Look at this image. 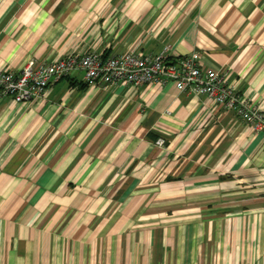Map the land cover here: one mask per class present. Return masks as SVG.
Instances as JSON below:
<instances>
[{
	"label": "crops",
	"instance_id": "1",
	"mask_svg": "<svg viewBox=\"0 0 264 264\" xmlns=\"http://www.w3.org/2000/svg\"><path fill=\"white\" fill-rule=\"evenodd\" d=\"M163 50L264 114V0H0V69ZM0 264H264V131L173 81L0 96Z\"/></svg>",
	"mask_w": 264,
	"mask_h": 264
},
{
	"label": "built area",
	"instance_id": "2",
	"mask_svg": "<svg viewBox=\"0 0 264 264\" xmlns=\"http://www.w3.org/2000/svg\"><path fill=\"white\" fill-rule=\"evenodd\" d=\"M75 70H83L90 85L128 83L139 87L173 81L179 91L206 95L219 109L234 112L256 130L264 131L260 109L250 106L226 83L220 71L202 69L197 52L174 58L166 50L156 54L127 51L107 55L88 51L52 61L31 59L18 71L0 69V96L11 95L18 103L41 102L53 83Z\"/></svg>",
	"mask_w": 264,
	"mask_h": 264
}]
</instances>
